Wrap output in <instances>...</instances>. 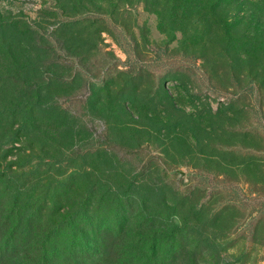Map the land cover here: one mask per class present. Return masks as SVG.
Here are the masks:
<instances>
[{"label":"rangeland","instance_id":"rangeland-1","mask_svg":"<svg viewBox=\"0 0 264 264\" xmlns=\"http://www.w3.org/2000/svg\"><path fill=\"white\" fill-rule=\"evenodd\" d=\"M0 20V40L23 38L50 74H76L53 101L87 126L83 149L53 144L56 160L0 159V264H38L39 249L47 264H264V0H0ZM122 122L143 125L140 141ZM44 177L61 185L55 200L81 192L96 223L63 218ZM136 186L149 231L132 228Z\"/></svg>","mask_w":264,"mask_h":264},{"label":"trees","instance_id":"trees-1","mask_svg":"<svg viewBox=\"0 0 264 264\" xmlns=\"http://www.w3.org/2000/svg\"><path fill=\"white\" fill-rule=\"evenodd\" d=\"M4 22L0 20V26L3 25ZM15 24H18L17 20L6 23L5 25ZM31 37L36 40L35 36ZM5 39L6 38L3 37V40L2 38L0 40V153L2 152L0 159H5L8 155H16L15 160L17 162V160L20 159V153L24 152L28 157H32L33 160L37 159V155L41 158V161L56 160L54 157L56 151L53 150V144L60 143L65 146L69 145L70 140L73 147H75L77 143V147H80L79 150L83 149V147L78 144L84 138L81 133L85 132L84 127L87 128V126L80 118L73 117L72 119H67L66 117H68V115L66 111L61 109L57 99L53 101V96H56V92L65 90V86L69 82L75 80L76 74L65 76L62 68H60L61 73L55 72L50 74V70L46 69L47 67L45 64L50 62L51 58H47L46 54L19 50L17 47L25 43L23 38H13L9 42ZM31 43L32 39L27 42L28 45ZM5 46H9L10 48L5 49ZM96 86H98V91L103 93L102 90H106L107 93H110V89L105 86V82L96 83ZM99 103V100L94 101L92 99L89 105L94 107ZM42 112L47 114L41 117L40 114ZM40 122L41 124L39 125ZM41 127L45 128V130H42ZM62 127H65L63 132L60 130ZM121 128L122 130L132 131L134 134L132 139L135 141H140L143 135L141 134L142 131H140L143 125L139 123L122 122ZM39 143L44 144L47 148V150H45L43 146L39 147L40 151L44 154H36L35 145H39ZM105 155L107 158L111 157V154L107 152ZM48 172L49 171L46 173ZM44 179L51 182V186L49 188L46 187L48 191L51 192V194L48 193L51 197L48 201L53 204L58 202L63 203L62 207L64 210L61 216H63V218H68V221L71 223L73 222V225L85 232L92 218L88 216V212L85 210L86 206L82 211V199H84L82 193L74 191L76 196H80L74 198L70 194H66L61 196L59 200H55L53 198L54 193L52 189L58 192V188H61V185H55L50 181L49 177H44ZM52 184L55 185V187L52 186ZM65 187L68 188V186ZM71 188L73 189L74 187ZM137 189L146 199H144L142 203H137L136 205L133 202H129L133 198L124 200L125 202L121 203L118 213L116 214V220L110 224L118 231H121L124 226H128L131 224V221H133V214H135L134 205L137 210L140 209L141 213L137 214L140 216V220L134 222L132 228L137 227L140 228V231H149L155 225L154 216H151L149 213V215L146 214L152 205L146 197L147 189L145 186H136V191ZM71 192L70 190V193ZM138 195H140V193H138ZM134 196H136V194H134ZM76 207H79V209H75ZM13 209L14 220H16L17 223L22 222L24 219L22 215L23 207L20 206L17 208L15 206ZM32 215L33 213L27 216L28 224L34 221ZM5 220L6 218L0 221L4 222ZM92 220V224L94 225L97 218ZM39 233L38 229L31 230L29 242L41 240L43 237L40 238V236H38ZM16 235L17 234H15V236ZM80 239H83L82 242H84L86 234L85 236L82 235ZM46 241L44 240L43 242ZM147 249L148 251H156V242H153L150 247L147 246ZM38 251H40V249ZM38 251H36L34 258L32 260L30 259L29 262L27 261V263H31V261L32 263L37 261L38 264L48 263L47 254ZM10 256H8V259ZM3 262L5 263V261H2V263ZM23 262L24 260L17 259L12 264H21Z\"/></svg>","mask_w":264,"mask_h":264}]
</instances>
